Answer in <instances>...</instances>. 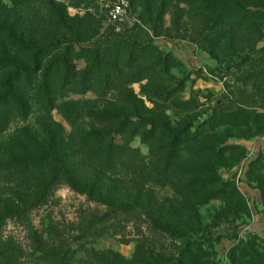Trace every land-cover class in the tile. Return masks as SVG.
<instances>
[{"label": "trees", "instance_id": "1", "mask_svg": "<svg viewBox=\"0 0 264 264\" xmlns=\"http://www.w3.org/2000/svg\"><path fill=\"white\" fill-rule=\"evenodd\" d=\"M147 1L138 0L143 6ZM185 1H198L212 16L218 10L213 19L219 21H243L245 13L254 11L249 6L260 7L264 2ZM41 2L51 23L45 29L36 26L25 31L20 18L12 17L0 1V264H167L146 246L162 236L181 241L179 258L188 257L193 264L190 249H196L199 264H209L210 241L192 240L198 225L197 206L217 199L233 218L249 211L235 183L217 172L223 154L238 148L224 144L217 130L227 124H255L264 113L229 106L212 112L193 131L192 123L173 128L164 119L156 120L128 88L133 79H124L122 71L133 67L135 53L141 56L147 49L157 54L160 64H165V58L152 45L138 46L111 35L84 47L89 62L77 69L71 60L72 48L89 42L92 35L79 26L72 29V19L62 5ZM116 84L119 94L112 99ZM87 92L93 93L95 103L69 97ZM54 109L69 132L53 118ZM114 134L125 137L121 144L114 142ZM136 135L147 145L146 155L129 145ZM185 152L193 156L192 161H183ZM248 169L264 205V153ZM60 180L104 206L103 215L92 214L69 230L52 223L36 228L31 211L45 204ZM162 186L172 191L173 198L165 201L156 195L154 190ZM183 205L184 217L179 211ZM119 217L127 224L143 217L148 227L150 238L131 259L93 245L98 234H108L97 225ZM8 220L23 231V242L3 235ZM137 255L142 258L137 260ZM228 260L230 264H264V239L255 235L239 239L230 248Z\"/></svg>", "mask_w": 264, "mask_h": 264}, {"label": "rangeland", "instance_id": "2", "mask_svg": "<svg viewBox=\"0 0 264 264\" xmlns=\"http://www.w3.org/2000/svg\"><path fill=\"white\" fill-rule=\"evenodd\" d=\"M0 1L9 8L12 17L20 18L25 31L36 26L45 29L51 23L41 0H15L16 4L13 0ZM126 1L130 19L125 23H112L103 5L95 0H52L54 4L62 5L66 17L72 19L69 21L73 24L72 29L79 26L80 30L83 28L92 35L89 42L73 46L71 60L75 68L81 69L89 62L84 47L111 35L117 36L138 46L152 45L165 58V64H160L157 54L147 49L141 56L135 53L136 56L131 58L136 60L133 67L122 71L124 79H133L127 86L143 101L150 117L164 119L173 128L192 123L190 130L193 131L194 125L212 112L229 106L264 113V2L260 7L249 6L254 11L245 13L243 21L224 18L219 21L213 19L219 14L218 10L212 16L198 1L149 0L145 6L138 0ZM117 94L116 84L112 99H116ZM69 97L82 100L93 99L94 95L87 92L82 96ZM93 100L92 103H95L96 99ZM52 116L69 132L68 124L57 109L52 111ZM217 132L222 134L224 144L238 146L232 153L223 154V164L217 166V172L223 179L235 183L247 199L249 211L246 215L233 218L232 214L222 210L223 205L217 199L198 205V225L192 240L198 239L196 243L210 241L206 258L209 264H230L228 252L239 239L253 235L264 239V205L248 176L249 163L264 153V118L246 127L223 125ZM112 137L117 144L125 139L120 134ZM129 145L138 149L141 155L148 153L140 135L132 137ZM192 159L190 153L183 154V161ZM154 191L165 201L173 198L168 187H158ZM186 210V206L180 207L181 216L184 217ZM104 212V206L87 200L85 195L76 193L60 180L45 204L34 208L30 216L32 224L38 229L52 223L59 229L69 230L90 215L101 217ZM143 221V217H138L136 222L127 224L119 217L118 220L98 224L97 228H104L108 234H98L93 245L99 249H111L131 259L138 246L146 245L150 238ZM2 233L21 242L25 240L23 231L9 220L4 224ZM149 243L146 245L149 250H153L167 264H190L188 257L185 260L184 257L179 258L181 241L177 238L162 236L157 242ZM190 251L193 264H199L197 250ZM139 258H142L141 255H137L136 259Z\"/></svg>", "mask_w": 264, "mask_h": 264}, {"label": "built area", "instance_id": "3", "mask_svg": "<svg viewBox=\"0 0 264 264\" xmlns=\"http://www.w3.org/2000/svg\"><path fill=\"white\" fill-rule=\"evenodd\" d=\"M103 5L112 23H125L130 19V9L126 0H95ZM118 29V27H116Z\"/></svg>", "mask_w": 264, "mask_h": 264}]
</instances>
